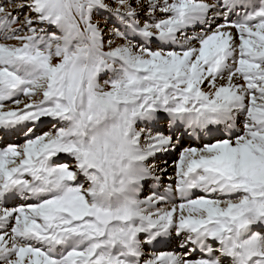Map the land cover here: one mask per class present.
I'll use <instances>...</instances> for the list:
<instances>
[{
  "label": "snow or ice",
  "instance_id": "obj_1",
  "mask_svg": "<svg viewBox=\"0 0 264 264\" xmlns=\"http://www.w3.org/2000/svg\"><path fill=\"white\" fill-rule=\"evenodd\" d=\"M0 141V264H264V0H0Z\"/></svg>",
  "mask_w": 264,
  "mask_h": 264
},
{
  "label": "bare ground",
  "instance_id": "obj_2",
  "mask_svg": "<svg viewBox=\"0 0 264 264\" xmlns=\"http://www.w3.org/2000/svg\"><path fill=\"white\" fill-rule=\"evenodd\" d=\"M176 245H173V246H170L169 248L167 249H162L161 251H165V250H178L177 247H175Z\"/></svg>",
  "mask_w": 264,
  "mask_h": 264
},
{
  "label": "rangeland",
  "instance_id": "obj_3",
  "mask_svg": "<svg viewBox=\"0 0 264 264\" xmlns=\"http://www.w3.org/2000/svg\"><path fill=\"white\" fill-rule=\"evenodd\" d=\"M159 161H160V160H158L156 163H158ZM170 163L172 164V158H170V162H169V164H170ZM171 164H170V165H171ZM169 168H170V167H169Z\"/></svg>",
  "mask_w": 264,
  "mask_h": 264
}]
</instances>
